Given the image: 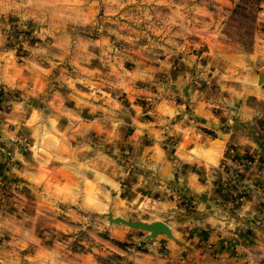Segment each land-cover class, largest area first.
<instances>
[{
  "label": "rangeland",
  "instance_id": "obj_1",
  "mask_svg": "<svg viewBox=\"0 0 264 264\" xmlns=\"http://www.w3.org/2000/svg\"><path fill=\"white\" fill-rule=\"evenodd\" d=\"M240 127L216 166L193 150ZM259 145L264 0H0V264H264L254 218L213 236L264 193Z\"/></svg>",
  "mask_w": 264,
  "mask_h": 264
},
{
  "label": "crops",
  "instance_id": "obj_2",
  "mask_svg": "<svg viewBox=\"0 0 264 264\" xmlns=\"http://www.w3.org/2000/svg\"><path fill=\"white\" fill-rule=\"evenodd\" d=\"M256 89H258V88H256ZM207 124L211 128H216L219 125L217 123V121H209V120H208ZM59 125H60V123H59ZM61 126H62V124H61ZM57 129H58V122H56V119H51L50 120V127H46L45 129H43L39 133V135H38L39 137H37V140L39 138V143L36 142L37 145H36V150L34 152L35 153L34 154L35 161H37V162L42 161L41 155H42V153L45 152V150H47L46 147H54L58 150L64 149L66 147L65 143L61 139L57 138L54 135H51V132L55 131ZM244 132H245V130L241 127L228 129L227 132H225V135H226L225 137L211 139L208 142H201V144H200L201 147L200 148L197 147L196 149L194 147L193 150L196 151L197 153H202V152L204 153L205 152V153H207V155L212 156L210 158L213 159V165L216 166V165L222 163L223 162L222 160H224V158H226L225 155L227 152V148L229 147V145H228L229 142H237L238 135L242 134L245 136ZM214 141H216V142L220 141L221 144L214 145V144H212ZM259 146L264 149V145H259ZM89 167H90V164H89ZM97 169H99V168H97ZM94 172L96 174L102 173V175L101 174L98 175V176H100V178L105 175V173L100 172L98 170H94ZM190 176L192 179H194L192 175H190ZM261 183L262 182L260 181L258 183V186L263 185ZM196 187L198 188V186H196ZM263 189H264V186H263ZM261 193H263L262 190H260V189L255 190L256 195L252 193V195L249 197L246 204L243 203L241 208L233 209L235 211V213L231 214V216H230L231 219L229 220V222L231 223V226H232L231 229L225 228L223 231L219 230V229H214L213 230V236H216L215 232H219L220 234H223V235L225 233H226V235H230V234H232V232L235 229L236 230L239 229L238 226L241 225L243 222L249 223V219L254 218L255 219L254 221H258L257 222L258 225L257 226L254 225V223L252 222L253 220L250 222L254 225V229L256 231V241L258 242L257 247H261L264 249V217H262L263 215H261V217H259V219L256 218V216L258 217V213H260V212H258L260 200H259V198L256 199L255 197L256 196L259 197ZM252 197H254V198H252ZM263 197H264V193H263ZM99 204H101V203L99 202ZM231 212H233V211L231 210ZM237 215H239L240 217H237ZM222 218L224 219V216ZM223 219H222V221H223ZM215 220L217 222H221V220H219V219H215ZM261 220L263 222H261ZM170 227L172 229H174V231H175L174 225L170 224ZM33 255H35V256H33V257L31 256L30 258L34 259L36 264H38V262H37L38 260L43 261L46 259H51L53 257V255H56V253H47V252L42 251V252H35ZM224 263L225 264H235V257H232L230 252H225L223 254V257L221 260H216L213 262V264H224Z\"/></svg>",
  "mask_w": 264,
  "mask_h": 264
},
{
  "label": "water",
  "instance_id": "obj_3",
  "mask_svg": "<svg viewBox=\"0 0 264 264\" xmlns=\"http://www.w3.org/2000/svg\"><path fill=\"white\" fill-rule=\"evenodd\" d=\"M263 78V77H262ZM108 218L111 222L118 223V224H125L127 226L142 229L149 232V236L152 239H155L157 235L160 233L166 234L168 237L176 240V238L171 233V228L169 225L164 221H154V222H144L139 220H128L123 217H113L112 213L108 214Z\"/></svg>",
  "mask_w": 264,
  "mask_h": 264
},
{
  "label": "bare ground",
  "instance_id": "obj_4",
  "mask_svg": "<svg viewBox=\"0 0 264 264\" xmlns=\"http://www.w3.org/2000/svg\"><path fill=\"white\" fill-rule=\"evenodd\" d=\"M114 218H116V217H114ZM168 225H169V224H168ZM169 227H170V225H169ZM170 228H171V227H170ZM171 233H172V235H173L172 229H171ZM160 234H162V233H160ZM160 234H159V235H160ZM173 236H174V235H173ZM174 237H175V236H174Z\"/></svg>",
  "mask_w": 264,
  "mask_h": 264
}]
</instances>
